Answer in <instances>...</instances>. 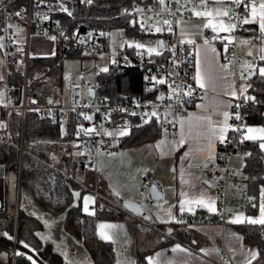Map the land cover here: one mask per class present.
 <instances>
[{
    "label": "built area",
    "instance_id": "built-area-1",
    "mask_svg": "<svg viewBox=\"0 0 264 264\" xmlns=\"http://www.w3.org/2000/svg\"><path fill=\"white\" fill-rule=\"evenodd\" d=\"M13 1H18L13 5ZM73 0H63L64 5L70 10L69 2ZM80 1V0H79ZM248 1V0H247ZM60 0H0V47L1 63L3 67L4 80L0 82V92L5 95L3 101L0 102V110L2 111L4 127L2 133L7 132V119L12 111H17L20 122H22L24 114L27 111L34 112L39 118L55 119L59 122L60 131L72 139L71 143L79 147H73L74 152H83V164L86 168L92 169L96 158L99 154H108L112 148L107 145V135L104 131H109L113 128H123L125 123L127 129L134 125H141L143 121L141 115L144 112L151 113L153 105H157L155 111L159 114L157 117H152L150 122L158 123L160 128H169V123L165 120V111H168L167 105L172 104L171 112L183 114L188 111L193 100L199 95L200 90L196 87L194 80V71L192 67V55L190 52V44L181 43L177 38L176 26L177 23L186 17L189 12V2L185 5L183 0L179 5L180 10L177 11L178 5L175 0H165V5H161L158 0H133L131 4L125 7L124 12L127 14L128 22L133 28L131 34L125 35L130 42H139L148 45L157 46V41L163 42L164 47L157 49L159 55L153 53L149 55L147 50H137L135 47H128L127 43L123 46H111L108 39V30L100 28L86 27L83 23L75 26L68 23L66 12L59 10ZM167 6V7H166ZM142 11H136V9ZM154 9L155 11H149ZM230 15L234 9L235 15L245 17V4L242 3L239 7L229 1ZM71 11V10H70ZM20 15H16V13ZM47 17V19H45ZM171 21V27L163 24V20ZM232 23L237 26L230 33L232 43L229 44L228 39L222 34H217L215 39L209 32L204 34V40L208 39L222 49V63H229L231 67L230 80L234 84H239L240 78L247 77L250 72L246 66H240L242 57L235 52V37L241 32L244 25L239 20L233 19ZM143 24V29L141 28ZM151 30L149 31V28ZM160 27L162 31L157 32L155 29ZM33 31L37 35L55 36L54 41L56 52L67 54L69 50H76L80 55L86 57H103L109 61V66L117 70L133 69L141 74L142 92L136 96L124 95L120 98L111 99L106 95L98 92L97 84L92 87L88 83H83L80 80L69 81L66 86V104L55 105L49 104L48 101L54 98L55 83H38L33 86L27 84V69L29 62V37ZM61 32L64 35H61ZM75 33V36H73ZM91 33V37H89ZM105 33L107 35H100ZM68 37V38H65ZM83 41V42H81ZM225 45H228L227 52ZM138 52L140 54H138ZM87 53V54H86ZM175 53V55H174ZM115 61V62H113ZM172 61H176L173 64ZM9 68H18L21 72L20 82H8L7 74ZM101 70L95 75L102 74ZM156 76L158 79H164V84H155L151 78ZM169 84L173 88L177 85H183L182 90L177 89L180 93L179 102L176 96L172 100L168 99L170 94ZM193 89L190 97L183 96L182 91H187L188 88ZM92 90V94H88L87 89ZM148 89H151L149 91ZM163 95L164 99H157ZM35 100L36 103H32ZM250 102H245L244 97L237 93V97H232L230 104L231 116L228 121L233 126H244L243 109ZM88 105L85 107L84 105ZM139 104V106H137ZM239 104L240 107H236ZM127 109V112L119 111V109ZM97 109H99L97 111ZM111 113L105 118L106 113ZM130 112H135L136 115H130ZM91 115V121L85 120L83 115ZM239 113L241 120L235 119V114ZM148 117H145L147 119ZM94 127L99 135L93 133L90 137L85 136L83 132L77 136L79 127L89 128ZM100 125H103L101 129ZM63 128V130H62ZM243 131V128H242ZM241 132H234L231 129L227 132V140L220 143L222 148L221 159L219 162L208 164L207 167L202 166L200 171L203 178L216 186V213L207 215L203 213H195L191 215H181L186 223L192 222H217L222 223L225 217L230 216L232 211L228 209L226 192L228 189L238 191V200L235 205L237 210L244 208L243 202L247 198V190L244 183L240 182L235 170L229 165V158L232 154L239 152L242 155L247 154L245 148L239 149ZM123 136L116 137L119 141ZM231 141V142H228ZM18 153L21 152V135L19 142L16 145ZM90 153V154H89ZM97 194L96 192H94ZM137 219H139L137 217ZM140 221V219L138 220ZM8 233L12 239H9L10 245L7 248V253L10 257V264H14L16 256V234L15 230L2 231ZM126 247H123V250ZM123 255H126L125 253ZM260 259L258 257L257 261ZM220 261L229 263V257L226 253L220 254ZM256 261V262H257Z\"/></svg>",
    "mask_w": 264,
    "mask_h": 264
},
{
    "label": "trees",
    "instance_id": "trees-1",
    "mask_svg": "<svg viewBox=\"0 0 264 264\" xmlns=\"http://www.w3.org/2000/svg\"><path fill=\"white\" fill-rule=\"evenodd\" d=\"M20 1V0H19ZM133 0H94L92 5L81 4L79 0L69 2V8L73 13L68 18V23L75 26L83 23L86 27L110 30L121 28L128 35L133 32L124 12ZM18 1H13L16 5ZM244 26V25H243ZM248 26H251L248 24ZM61 56H79L76 50H69L67 54L56 53L53 56H33L29 58L27 69V84L33 86L41 82L52 81L58 87L61 85ZM264 65V60L260 61ZM51 79V80H50ZM8 82H20L21 72L18 68H9ZM98 92L111 99L124 95L136 96L144 94L141 90V74L133 69L117 70L108 68L107 72L96 75ZM246 96L254 97L243 109L244 126L260 124L264 126L262 110L264 108V77L255 70L248 77ZM160 131L156 122L134 125L128 131V135L116 142L115 147L129 146L144 141L155 139ZM0 245L7 249L9 239L1 235L3 230H15L16 255L14 264H32L28 254L37 264H72L71 260L82 261L85 259L90 264H112L113 245L99 238L96 234L95 224L100 219L122 220L125 212L117 205L110 203L101 196H95L94 214L88 215L80 207V197L74 193H82L91 170L83 164L84 157L75 155L72 139L63 135L59 122L55 119L39 118L32 111L24 114L20 122L17 111H12L7 119V132L0 134ZM21 135V152L18 153L16 145ZM239 149L245 148L247 154L243 156L241 172L244 175V186L247 190V201L244 210L248 214L256 212L257 189L264 185V153L257 142L245 140L240 142ZM222 148L217 146L216 161L221 159ZM249 177V179H245ZM254 179H251L253 178ZM27 196L31 210H25L18 204L19 197ZM252 199V200H251ZM42 212L55 218V222L48 226L37 217L36 213ZM64 215L71 229L68 232L67 245L69 259H62V255L53 249L50 237L63 238L61 229L62 220L58 218ZM131 228V224H128ZM241 240L246 244H253L260 259L255 264H264V226L242 223L236 225ZM49 230V233L46 232ZM157 235L156 229L149 228L145 233V239L153 238L149 235ZM160 235V234H159ZM192 235L181 229L173 236H167L158 244L149 248L142 246L135 249V264H147L144 256L147 252L179 240L191 243ZM21 242L29 245L25 248ZM88 264V263H87Z\"/></svg>",
    "mask_w": 264,
    "mask_h": 264
},
{
    "label": "crops",
    "instance_id": "crops-1",
    "mask_svg": "<svg viewBox=\"0 0 264 264\" xmlns=\"http://www.w3.org/2000/svg\"><path fill=\"white\" fill-rule=\"evenodd\" d=\"M229 1L225 0L224 4L216 3V0H205V3H201V0H189V12L177 23V38L180 41H192L190 44V52L192 55V67L194 71V76L196 73V58L197 49L200 50L201 59L206 51L204 34L209 32L214 38L217 34H222L225 37H231L230 33L223 31L214 32L212 27H204L209 21L213 23H223L227 25L229 19L226 16H196L194 15L192 9L195 6L196 9L200 11L213 12L216 8H226L229 9ZM262 0H248L247 1V11L245 10L246 18L251 19V9L253 4L259 9V5ZM230 10V9H229ZM257 21L253 23L244 24L242 26L241 32L235 37V52L242 57V62L240 66H246L247 64H252L253 68L246 67L249 72L254 70L259 74V68L264 67L260 64V57L264 55L260 49L264 48V42L261 41V33L259 30V23ZM232 23V22H231ZM242 41H250V44H243ZM211 46L216 49V59L219 64H229L222 63L221 52L222 49L219 45L210 42ZM251 52V55H249ZM213 55L212 53H208ZM218 76H226L227 81L218 79L216 82V90L213 91L209 89H200L199 95L193 100L192 105L188 111L183 114H178L175 112H169L165 116V120L169 123V128H160L158 136L151 141H144L138 144L129 145L133 147H127L117 150L115 147L117 136H108L107 145L112 148L108 154H99L96 158L94 166L91 170V177L88 179L86 185H82L84 191L80 194V207L84 211V196H91L93 200L95 196H101L103 199L109 201L110 203L117 205L121 208V201L128 200L139 205L143 211L149 216L148 222H142L138 224L137 217L130 214L126 210L125 216L122 220L117 219H100L96 221L95 230L99 238L101 236L97 232L98 224H110L116 226L114 229L108 230L109 234L113 237L108 241L113 245V260L112 264H135L134 252L136 245L139 244L142 248H149L148 245L153 247L162 241L165 237L175 234V232L183 229L192 235L191 243H184L179 240H173L171 243L157 247L146 253L144 256L146 263L148 264L149 259H153L157 264H168V262H173V264H242L244 261H250V264H255L258 259V254L256 259H251L249 256L250 251H256L253 244L243 243L241 236L236 229V225L228 223L229 220L234 218V215L243 213L245 217H259V205H260V185L257 189L256 198V212L254 214H248L245 212L244 208L242 210H237L235 205L238 200V191L234 189H228L226 192L227 196V207L232 211L230 216L225 217L222 223L217 222H192L186 223L183 218H179L181 215H191L192 213L185 210L183 214L180 212V201L182 199L190 198L191 196L198 195L200 192L206 194L207 197H211L216 201V186L214 183H210L205 180L201 174V167L204 166L205 162L208 164L216 163V152L217 146L220 143L218 140L214 141V147L212 149H206L208 141L204 139L203 136L197 137V132H204L207 130L206 121H197L193 119L191 125L188 122L189 115L193 117L196 116H211L214 121L223 120V116L218 114L217 109H223L230 112V108H227L223 102H231L232 97L224 95V88L227 87L229 91L233 88L236 92L241 91V86H247L248 77L246 79L240 78L239 84H234L230 80L231 67L227 72L219 71ZM196 83V82H195ZM245 95V94H244ZM246 96V95H245ZM198 105H204L203 108L198 107ZM262 115L264 117V108L262 110ZM231 116V115H230ZM3 113L0 110V123H3ZM230 119V118H229ZM180 120H184L183 134L185 137V142L182 145L175 144L181 139V124ZM229 121V120H228ZM191 126V131L189 128ZM243 127V133L246 134L247 127L261 128L264 127L260 124H250ZM118 128L110 129L108 132H115ZM120 129V128H119ZM2 128H0V134L2 133ZM129 131V129H127ZM62 133V132H61ZM4 134V133H2ZM3 137L0 135V139ZM164 141L159 148L156 147L158 142ZM259 146V141H256ZM72 144V143H71ZM123 147V146H121ZM125 147V146H124ZM135 148V149H133ZM137 148V149H136ZM205 148L206 150L201 151L200 149ZM137 154L139 159L137 162L134 159L127 157L124 152L130 151ZM136 153H135V152ZM264 153V151H262ZM114 155H109V154ZM163 153V154H162ZM185 153L188 155L185 156ZM124 155L125 159L120 160L119 155ZM211 156L212 159H208ZM243 156L241 153L236 152L232 154L229 158V165L235 170V172L240 171L243 165ZM163 159L167 160L166 169H164ZM153 162L155 164V170H149L147 164ZM170 165L172 169L169 170ZM152 168V165L150 166ZM183 172V177H182ZM237 174V173H236ZM241 176H238L240 182L244 183V175L241 172ZM3 179V176L0 177ZM182 179L187 181V183H182ZM1 182V180H0ZM154 184L156 188L160 191V199L157 200L155 205L149 204V195L147 192L148 184ZM119 195H116V192ZM96 192L97 194H95ZM187 193V197H182L181 193ZM247 201L243 202L245 205ZM19 206L25 210H31L30 202L26 195L22 194L18 200ZM94 202H90L89 210L93 208ZM155 206V207H154ZM195 209V213H203L207 215H212L206 209L192 206ZM187 208V206H186ZM168 209H171L172 216L177 219H182L184 223H177L170 219L168 215ZM37 217L42 219L46 226L55 222V218L46 215L42 212L36 213ZM61 218L62 225L61 229L64 231V237L56 238L50 237L47 234V238L51 239V244L54 243L57 246H52L53 249L57 251L60 249L66 257L68 256L67 245L64 243L69 240L68 232L71 229L70 222L64 219V215L58 216ZM128 218H132L135 223L128 227ZM246 223V222H245ZM145 225L154 226V229L161 231L160 235H156L153 238L147 240L142 234L145 231ZM7 231V230H3ZM135 231V233H133ZM49 233V230H46ZM235 236H239L240 239H235ZM6 238V237H5ZM65 238V241L62 239ZM68 239V240H66ZM137 241V242H136ZM195 241V243H193ZM185 249L186 251H173L177 246ZM126 249L123 250V247ZM215 249V252L211 254H206L209 250ZM203 250V251H202ZM189 252L191 255H189ZM126 255H123V254ZM226 253L229 257V263H223L220 261V254ZM31 261L34 259L31 255ZM65 259V260H66ZM70 260V259H69ZM36 262V261H35ZM72 264H87L85 259L82 261L71 260ZM0 264H10V257L7 253V249L2 248L0 245ZM37 264V262H36ZM68 264V263H67Z\"/></svg>",
    "mask_w": 264,
    "mask_h": 264
},
{
    "label": "snow or ice",
    "instance_id": "snow-or-ice-1",
    "mask_svg": "<svg viewBox=\"0 0 264 264\" xmlns=\"http://www.w3.org/2000/svg\"><path fill=\"white\" fill-rule=\"evenodd\" d=\"M40 2L42 3L43 0H40ZM158 2L161 5H165V0H158ZM189 2V0H183V3L186 5ZM81 4H85V5H92L94 3V0H80ZM175 3L178 5L177 7V11L180 10L179 5L181 4V0H175ZM201 3H205V0H201ZM216 3L218 4H224L225 0H216ZM231 3L235 4L237 7H239L242 3V0H231ZM243 3L245 4V10L247 11V0H243ZM167 7V6H166ZM59 10L66 12L68 16H72V12L64 5L63 0H60L59 2ZM136 11H142V9H136ZM149 11H155L154 9H149ZM194 15L196 16H210V15H215V16H226L229 19V23L227 25L223 24V23H213L212 21H209L207 24L204 25V27H209L211 26L213 31H223V32H228L231 33L235 27L237 26L234 23H231V21L233 19L239 20L240 22H242L243 24H249V23H253L257 21V17L258 19V23H259V30L261 33V41L264 42V0H262V2L259 5V9H257V7L255 6V4H253L252 9H251V19L245 18V17H241V16H237L235 15L234 9L231 10L232 15H230V10L226 9V8H216L213 10V12H209L207 10L205 11H200L198 9L195 8V6L192 9ZM16 15H20V13H16ZM45 19H47V17H45ZM171 21H169L168 19H164L163 20V24L164 25H168L169 28L171 27ZM141 28L143 29V24H141ZM151 30V27L149 28V31ZM157 32L162 31V29L160 27H157L155 29ZM61 35H64L63 32H61ZM91 33H89V37H91ZM100 35H107L105 33H101ZM73 36H75V33H73ZM68 38V37H65ZM216 37H214L213 39H215ZM49 39L55 41L56 37L55 36H51L49 37ZM226 39H228L229 44L232 43V38L231 37H226ZM83 42V41H81ZM124 43H127L128 47H135L137 50L140 49H145L146 46L143 43H139V42H127V41H121V44L119 46H123ZM181 43H184V41H181ZM187 43H192V41H187ZM243 44H250V41H242ZM205 46H206V51L205 54L203 56V59H201L200 56V50L197 49V58H196V73L194 76V80L196 82V87L200 88V89H209L211 88V90L215 91L216 90V82L218 79L220 80H225L227 81V77L226 76H218L217 72L219 71H224L227 72L228 68H229V64H219L218 60L216 59L215 53H216V49L214 47L211 46L210 41L208 39H205ZM0 47H3L2 44H0ZM164 44L162 41H157V46L155 48L153 47H147L146 50L148 52L149 55H152L153 53H155L156 55H159V51L157 49L163 48ZM228 50V45H225V51L227 52ZM261 52H264V48L260 49ZM212 53L213 55H209L208 53ZM54 54V53H53ZM87 54V53H86ZM138 54H140L138 52ZM175 55V53H174ZM249 55H251V52H249ZM261 60H264V55H261L260 57ZM115 62V61H113ZM173 64H176V61H172ZM246 67L248 68H253L254 66L252 64H247ZM102 72H107L108 68L104 67L100 69ZM251 74H254L251 73ZM250 74V75H251ZM259 75L261 77H264V67H260L259 68ZM242 79H246L245 77H241ZM0 79H3L2 77H0ZM145 79H151L152 81L155 82V84H164L165 80L164 79H158L156 76H152L151 78L149 77H145ZM251 87V85H242L241 86V91H240V95L244 97L245 102H247L248 100H254V97L251 96H245L244 93L247 91V88ZM183 85H177L176 88H173L171 84H169V96L168 99L172 100L173 96H176L177 102H179V98H180V93H177V89H181L182 90ZM149 91H151V89H148ZM192 91L193 89L191 87L188 88L187 91H182V95L183 96H187L190 97L192 95ZM90 94H91V90H89ZM224 95L227 96H231V97H237V92L236 90L233 88L231 91L228 90L227 87L224 88ZM4 93L0 92V102L3 101V97H4ZM157 99L163 100L164 96L161 95L159 96ZM32 103H36L35 100L32 101ZM49 104L53 103L52 100L48 101ZM227 108H231L232 105L228 102H223ZM85 107H88V105H84ZM139 106V104L137 105ZM157 107V105H153V111L151 113L148 112H144L141 115V119L143 121V124H148L151 120L152 117H157V119H159V114L155 111V108ZM198 107L203 108L204 105H198ZM236 107H240L239 104L236 105ZM173 105L169 104L167 105V109L168 111H165L164 115L167 116L169 114V112L172 110ZM99 109H97L98 111ZM119 111L122 112H127V109H119ZM218 112V114L223 116V120H216L214 121L212 119L211 116H196L193 117L192 115H189L188 117V122L191 125V121L193 119L197 120V121H206L207 122V130L204 132H197V137L203 136L204 139H206L208 141V144L206 146V149H212L214 147V141L218 140L220 143H224L228 138H227V132L231 129L234 132H241V136L240 138V142L242 143L245 140H250L253 142L259 141V148L261 149V151H264V127L261 128H253V127H247L246 128V134L242 132V128L246 127V126H233L230 125L228 123V120L230 118V113L227 110H223V109H217L216 110ZM110 112L105 114V118L107 119L108 116H110ZM130 115H136L135 112H130ZM80 115H83L85 120H92V116L91 115H87L84 113H80ZM145 117H148L147 119H145ZM235 119L237 120H241V116L239 115V113L235 114ZM180 124H181V139L178 142H174L175 144L178 145H182L185 142V137L183 134V129H184V124L185 121L184 120H180ZM141 125H137V127H140ZM4 124L0 123V128H3ZM101 129H103V125H100ZM123 129L125 130H120L119 128L117 129V131L115 132H108L107 130L104 131L105 135L108 136H125L128 135V131L127 129V124L125 123V125L123 126ZM63 130V128H62ZM189 131H191V126L189 128ZM83 132V134L85 136H91L93 133H95L96 135H99L100 133L96 131V129L94 127H89V128H83L82 126L79 127L77 129V136L79 137L80 133ZM231 142V141H228ZM164 141H160L158 142V144L156 145L157 148L160 147L161 144H163ZM75 147H79L78 145H74ZM205 148L200 149L201 151L206 150ZM90 154V153H89ZM163 154V153H162ZM75 155H84L83 152H77L75 153ZM109 155H114V154H109ZM188 154L185 153V156H187ZM246 155H251L250 153L246 154ZM208 159H212L211 156L208 157ZM204 167H207V162H205ZM182 177H183V172H182ZM245 179H249V177H245ZM251 179H254L251 178ZM182 183H187V181H184L182 179ZM116 195H119L120 193L117 191L115 193ZM75 196L79 197L80 193H74ZM182 197H187L188 194L187 193H181ZM90 202H94L93 198L91 196H84L83 197V203H84V211L88 214V215H93L94 213L92 211L89 210V204ZM196 206V207H200V208H204L206 209L209 213H216L217 208H216V201L215 199L211 198V197H207L205 193L200 192L198 195H194L191 196L190 198L187 199H182L180 201V212L181 214L184 213L185 210L191 212L192 214H195V209L192 206ZM128 206H133L134 205H128ZM187 206V208H186ZM140 207H143V205H140ZM230 211V210H229ZM168 215L170 217L171 220L177 222V223H184V221L182 219H177L176 217L172 216L171 214V209H168ZM248 223L250 225H262L264 226V185H262L260 187V205H259V217H245L243 213H239L234 215V218L229 220L228 223H232V224H242V223ZM116 226L114 225H110V224H98L97 225V232L98 234L101 236L102 239L104 240H110L113 237L109 234L108 230L114 229ZM4 236H6L8 239H12V237L8 234V233H4ZM235 239H240L239 236H235ZM23 244V246L25 248H28L29 245L25 242H21ZM195 243V241L193 242ZM173 251H181L184 252L186 251L185 249L181 248L179 245L173 249ZM203 251V250H202ZM215 249L209 250V252H207L206 254H211V252H215ZM16 255L21 256L23 255V253L21 252H17ZM189 255H191V253L189 252ZM249 256L251 257V259H256L257 257V252L256 251H250L249 252ZM29 259H31V257H29ZM32 264H36L35 260L32 261ZM148 264H157L156 261H154L153 259H149ZM168 264H173V262H168ZM242 264H250V261H244L242 262Z\"/></svg>",
    "mask_w": 264,
    "mask_h": 264
},
{
    "label": "rangeland",
    "instance_id": "rangeland-1",
    "mask_svg": "<svg viewBox=\"0 0 264 264\" xmlns=\"http://www.w3.org/2000/svg\"><path fill=\"white\" fill-rule=\"evenodd\" d=\"M176 33H177V26H176ZM107 34H108L109 44L111 46L120 45L121 41L130 42L129 38L127 37L125 38V35L121 28H112L108 30ZM149 46L154 48V45H148L147 47ZM56 51L57 50H56L55 43L53 40L49 39V37L47 36L37 35L33 31H31L30 37H29V56L30 58L33 56H47V55L53 56L57 53ZM60 59H61V70H60L61 85L60 87H58L57 85H54L55 92H54L53 103L55 105H62V106L66 104V86L69 81L80 80L83 83H88L90 86L93 87L96 83V75H95L96 72L104 67L109 68V64H110L109 61L103 57L93 58V57L85 56V57L80 58L79 56H65V57L61 56ZM0 77L3 78V79H0V82H2L4 80V75H3V67L1 63V55H0ZM47 83L53 84V82L49 81V79ZM89 127L91 126L89 125ZM120 130H125V129L120 128ZM127 147H133V146H125V147L123 146V147L117 148V150L127 148ZM132 151L133 150L125 151L124 154L127 157H129L131 160L134 159V161L137 162L139 160L137 158V154H134ZM119 159L124 160L125 156L121 154L119 155ZM151 165H152V168H150ZM163 165H164V169H166V166H167L166 159H163ZM146 166L149 170H153V169L155 170V164H153V162H150V164H147ZM171 169H172V165H170L169 167V170ZM236 173L238 176L242 177L241 176L242 174L240 171H237ZM128 221H129V224L131 225L135 223L132 218H128ZM150 227L154 229V226L145 225V231L143 232L144 234H142L144 238L146 237L145 232ZM157 232H158L157 235H159L161 233L160 229L157 230ZM133 233H135V231ZM149 235L152 237L156 236V235H153L152 232H150ZM171 236H173V234ZM141 246L143 247V245ZM138 247L140 248L139 244L136 245V248ZM148 247L150 246L148 245Z\"/></svg>",
    "mask_w": 264,
    "mask_h": 264
},
{
    "label": "water",
    "instance_id": "water-1",
    "mask_svg": "<svg viewBox=\"0 0 264 264\" xmlns=\"http://www.w3.org/2000/svg\"><path fill=\"white\" fill-rule=\"evenodd\" d=\"M158 41H160V40H158ZM251 73H253V71H251L250 74ZM251 75H253V74H251ZM89 90H91V89L90 88L87 89L88 94H90ZM91 94H92V90H91ZM147 192H148L149 199H150L149 204L155 205L157 200L160 199V196H161L160 191L156 188V186L154 184L151 183V184H148V186H147ZM120 205H121L122 209L126 210L130 214H132L135 217H138L140 219V221H138V224H142V222H148L149 216L143 211V209L140 207V205L138 203L128 201V200H122ZM128 205H134V207L128 206ZM52 246L54 247L57 245L52 243ZM57 252L60 253L62 255V259L65 260V257L63 255L62 251L60 249H57ZM88 264H90V263L88 262Z\"/></svg>",
    "mask_w": 264,
    "mask_h": 264
}]
</instances>
